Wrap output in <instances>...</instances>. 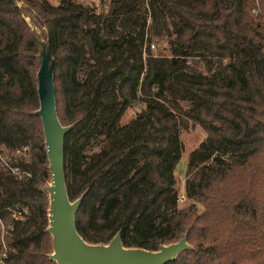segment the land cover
Segmentation results:
<instances>
[{"label":"trees","instance_id":"16d2710c","mask_svg":"<svg viewBox=\"0 0 264 264\" xmlns=\"http://www.w3.org/2000/svg\"><path fill=\"white\" fill-rule=\"evenodd\" d=\"M20 1L47 28L58 119L73 125L64 169L69 199L85 192L81 237L106 243L119 231L123 246L155 250L186 234L193 249L166 264H264V0H109L105 13L74 0ZM37 52L15 0H0V146L27 145L17 164L30 173L0 166V218L13 223L0 264H55L33 114ZM189 123L205 138L187 157L189 202L179 206L174 170ZM16 204L26 209L20 221L6 209Z\"/></svg>","mask_w":264,"mask_h":264},{"label":"water","instance_id":"95a60500","mask_svg":"<svg viewBox=\"0 0 264 264\" xmlns=\"http://www.w3.org/2000/svg\"><path fill=\"white\" fill-rule=\"evenodd\" d=\"M37 43L35 82L38 108L33 111L41 121L44 147L49 170V184L40 187L48 199L47 227L50 253L48 258L55 264H166L184 250L193 249L186 234L170 243L160 244L155 250L140 247H125L117 231L106 243H89L78 233L75 216L85 195L81 193L71 201L67 194L64 169V137L73 127L62 125L56 110L53 56L48 31L40 17L34 13L35 23L29 13L22 10L15 0ZM23 4V3H22ZM38 25V32L35 26ZM42 32V34H41Z\"/></svg>","mask_w":264,"mask_h":264},{"label":"rangeland","instance_id":"374dc122","mask_svg":"<svg viewBox=\"0 0 264 264\" xmlns=\"http://www.w3.org/2000/svg\"><path fill=\"white\" fill-rule=\"evenodd\" d=\"M17 1L19 2V5L23 7L22 2L20 0ZM42 1L48 2L52 5H56L59 0H42ZM74 1L89 6L94 5L95 10L100 13L106 12L107 5L109 2V0H74ZM29 16L32 21L35 20L34 13H29ZM39 27L38 25L35 26L36 32L39 31L37 30ZM151 48L154 50V53H158V50L154 49L153 47ZM167 52L168 50L166 49V47L161 48V53H167ZM141 107H142L141 104H136L133 108L129 109L122 118V123H125L129 121L131 118H133L135 114L141 109ZM183 107L186 108L185 105H183ZM179 136L182 142L183 150H182L181 158L176 164L174 170V179H175L174 190L176 191L177 194L179 193L184 194V179H185L187 157L191 151H193L200 145L202 140L205 138V132L199 125L189 123L186 128L180 129ZM101 145H102V140L99 138L88 148L87 153L91 154L93 151H97ZM47 184H49V180ZM188 202L189 200L186 199V197H184L182 201H178V205L184 206Z\"/></svg>","mask_w":264,"mask_h":264},{"label":"built area","instance_id":"2783aa9c","mask_svg":"<svg viewBox=\"0 0 264 264\" xmlns=\"http://www.w3.org/2000/svg\"><path fill=\"white\" fill-rule=\"evenodd\" d=\"M27 149L28 146L24 145L23 147L18 148L11 153L8 152V149H6V147L0 146V166L19 179L24 177H29L30 173L20 168V166L17 164L18 161L21 160L20 157L24 155ZM8 153H10L11 156L15 157L14 161L11 160V158L8 156ZM184 197L185 196L183 193L177 194V201H182ZM6 209L11 219L14 221L22 220L24 218V215L26 214V209L18 204L9 206ZM12 230H13V223L12 222L5 223L2 220V218H0V236H1L0 263H2L3 258L5 257L6 254L5 253L6 247L3 240L4 236L10 233Z\"/></svg>","mask_w":264,"mask_h":264}]
</instances>
